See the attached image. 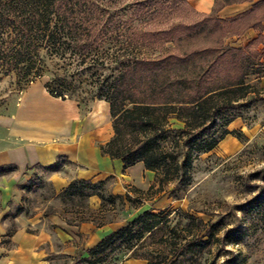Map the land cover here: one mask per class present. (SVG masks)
Listing matches in <instances>:
<instances>
[{
    "label": "trees",
    "instance_id": "obj_1",
    "mask_svg": "<svg viewBox=\"0 0 264 264\" xmlns=\"http://www.w3.org/2000/svg\"><path fill=\"white\" fill-rule=\"evenodd\" d=\"M189 1L0 0V80L14 76L23 87L44 80L53 98L78 105L105 102L113 134L100 152L120 160L125 169L141 163L160 185L177 183L182 190L199 155L212 151L226 135L240 138L227 129L218 135L206 132L226 106L251 90L243 79L207 89L201 76L169 72L198 54L173 53L190 28L178 19L179 12L190 9ZM103 187L104 182L73 180L61 194L70 202L95 196L102 204ZM116 199L106 196L109 204ZM172 215L187 223L181 231H168L174 235H161L170 230ZM200 223L179 210L144 211L78 258L83 261L86 254L89 264H97L121 248L146 264H194L220 242L213 225L207 234L185 235Z\"/></svg>",
    "mask_w": 264,
    "mask_h": 264
},
{
    "label": "rangeland",
    "instance_id": "obj_2",
    "mask_svg": "<svg viewBox=\"0 0 264 264\" xmlns=\"http://www.w3.org/2000/svg\"><path fill=\"white\" fill-rule=\"evenodd\" d=\"M178 19L190 28L173 53L196 51L198 54L183 65H172L169 69L172 75L201 76L202 85L207 89L233 84L240 79L251 86L250 94L226 106V112L206 132L218 135L227 129L240 133V138L236 134L226 135L212 151L199 155L192 162L190 180L182 190H178L177 183L160 185L154 173L133 167L122 177L101 181L104 187L100 193L105 197L102 204L95 196L70 202L61 194L64 189L61 192L54 189L49 178L53 172L69 168L64 161L54 170L30 169L26 181L17 186L19 204L8 203L9 211L4 216L8 231L14 229L12 218L18 214L26 217L56 214L70 226L89 223L95 228L102 227L96 235H108L144 211L179 210L201 220L198 229L193 227V231L185 235H195L200 230L207 234L211 225L219 229L216 235L220 242L212 247L210 254L194 259V264H264V136L260 133L264 124V3L258 4L251 15L232 21L219 20L213 14L202 16L191 8L179 12ZM253 25L259 30L257 38L249 43H238V36ZM38 81L23 87L14 76L1 79L0 116H9L20 94L32 84L43 85L44 80ZM96 102L106 105L109 111L103 101L78 106L85 114ZM108 121L111 126L110 115ZM228 121L231 122L227 124ZM10 144L5 130L0 127V150ZM16 172L10 166L0 168V213L4 201L1 189ZM109 194L119 199L109 204L106 202ZM171 217L170 230L161 235H174L168 231H181L187 223L180 217ZM81 219L86 222L81 223ZM101 223L107 224L97 227L96 224ZM79 235V241L75 242L78 250L73 255L56 250L57 254L48 257L52 264H89L86 254L82 255L84 260L79 261L80 250L93 248L102 238L97 241L96 237L83 239L81 235L84 234ZM100 259L97 264H146L121 248Z\"/></svg>",
    "mask_w": 264,
    "mask_h": 264
},
{
    "label": "crops",
    "instance_id": "obj_3",
    "mask_svg": "<svg viewBox=\"0 0 264 264\" xmlns=\"http://www.w3.org/2000/svg\"><path fill=\"white\" fill-rule=\"evenodd\" d=\"M260 1L190 0L188 4L199 15L213 14L219 20L232 21L251 15L258 4L264 3ZM258 31L256 25L247 27L236 40L254 41ZM108 115L104 104L96 102L83 114L76 102L53 98L43 85L32 84L20 94L12 113L0 116V127L11 142L0 150V168L10 166L17 171L1 189L4 201L0 213V264H52L48 257L57 254L56 250L67 255L78 250L79 234H84L83 239L96 237L97 241L107 235H96L102 227L95 228L89 223L70 226L56 214L30 217L18 214L12 218L14 229L8 231L4 216L10 201L19 204L17 186L26 181L30 169L54 170L59 162H66L68 169L53 172L49 178L57 192L73 180L95 183L122 177L133 167L144 169L141 163L125 169L120 160H111L100 152L99 147L113 134ZM260 133L264 136V124ZM86 249L89 248L84 247L80 252Z\"/></svg>",
    "mask_w": 264,
    "mask_h": 264
}]
</instances>
